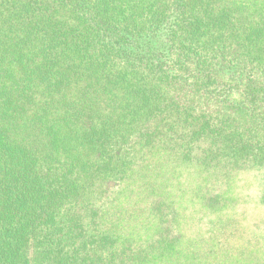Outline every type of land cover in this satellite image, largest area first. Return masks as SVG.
<instances>
[{
    "label": "trees",
    "instance_id": "trees-1",
    "mask_svg": "<svg viewBox=\"0 0 264 264\" xmlns=\"http://www.w3.org/2000/svg\"><path fill=\"white\" fill-rule=\"evenodd\" d=\"M243 171L264 212V0H0V264L214 262Z\"/></svg>",
    "mask_w": 264,
    "mask_h": 264
},
{
    "label": "rangeland",
    "instance_id": "rangeland-1",
    "mask_svg": "<svg viewBox=\"0 0 264 264\" xmlns=\"http://www.w3.org/2000/svg\"><path fill=\"white\" fill-rule=\"evenodd\" d=\"M211 104L217 108L216 104ZM184 179L188 180L187 177ZM260 179L261 177L255 172L243 171L232 180L222 179L209 185L217 186L213 193H223L234 198L232 206L224 210L221 209L222 211L217 214L197 209L194 203L187 200L185 203L187 208L184 209L185 217H183L186 225L183 229L182 251L185 250L186 253L191 252L198 257L201 256V263L208 257V260L214 261H209L208 264H238L217 262L218 259L216 257L212 259L213 254L209 253H212L215 249L219 254L226 247L228 251L223 252H228L231 261V259L235 260L234 256L236 254L248 249L254 260L262 264L261 262L264 261V212L257 197ZM196 180H198L197 184L188 185L190 187L198 185L197 189H204L205 180ZM231 253L233 256L230 257ZM33 255L32 250L31 257ZM224 258L226 259L225 255Z\"/></svg>",
    "mask_w": 264,
    "mask_h": 264
}]
</instances>
